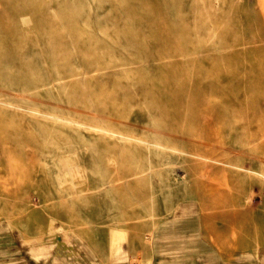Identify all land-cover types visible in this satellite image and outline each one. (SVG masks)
<instances>
[{
  "label": "rangeland",
  "instance_id": "obj_1",
  "mask_svg": "<svg viewBox=\"0 0 264 264\" xmlns=\"http://www.w3.org/2000/svg\"><path fill=\"white\" fill-rule=\"evenodd\" d=\"M180 215L194 264L264 257V0H0V264H138Z\"/></svg>",
  "mask_w": 264,
  "mask_h": 264
},
{
  "label": "crops",
  "instance_id": "obj_2",
  "mask_svg": "<svg viewBox=\"0 0 264 264\" xmlns=\"http://www.w3.org/2000/svg\"><path fill=\"white\" fill-rule=\"evenodd\" d=\"M191 222V219L188 218L187 215H180L172 218L170 222H167L166 224L162 225L158 231L157 234H155L152 244V254L148 258L151 257V264H194L193 258L196 255V258H198L201 253H192L191 244H195L199 241V234L196 225L194 222L190 224V226L187 225V223ZM188 226V227H187ZM186 229H189L190 232H186ZM170 232H173L174 239L172 238ZM173 239V240H172ZM196 239L198 241H196ZM62 242H50L48 247L50 249V252L53 253L56 257H59L60 255L65 253V257H69L71 254L78 256L79 252L77 251V247L81 246L80 241L78 242H69V241ZM70 244L72 247H69ZM189 246V247H188ZM203 245H201L200 249L201 251L207 250L205 249ZM126 250V248H125ZM110 251L112 249L110 248ZM113 252V251H112ZM111 252V256L113 259V253ZM128 254V253H127ZM147 258V259H148ZM208 259H211L208 257ZM143 261V260H142ZM212 262L213 260H209ZM91 262L90 257L86 258V263ZM131 262H137L136 259H131L129 261V264H132ZM263 263L264 264V257L260 259H257L256 256L252 257L250 254L241 256V263L242 264H257ZM85 263V264H86ZM41 264H45V262H42ZM51 264H57V263H51ZM104 264V263H102ZM106 264V263H105ZM200 264V263H195ZM203 264V263H202Z\"/></svg>",
  "mask_w": 264,
  "mask_h": 264
},
{
  "label": "bare ground",
  "instance_id": "obj_3",
  "mask_svg": "<svg viewBox=\"0 0 264 264\" xmlns=\"http://www.w3.org/2000/svg\"><path fill=\"white\" fill-rule=\"evenodd\" d=\"M203 101V99L201 100V98H199L198 97V99H196L195 100V102L194 103H196L197 105L199 104V103H201ZM145 142H147V143H150L151 144V142H149V141H145ZM155 234V232H152V233H150L148 236H149V238H150V240H151V242L153 241V239H154V235ZM66 237H67V239H66V241H69V242H75V241H78L75 237H73V235L71 234V233H67L66 234ZM113 260L114 259H119V258H121V257H125L126 255H127V251L125 250V247L123 246V244H117L116 246H115V248H113ZM140 258V262L138 263V264H151V257L150 258H148V259H145L144 261H141L142 259H141V256L139 257Z\"/></svg>",
  "mask_w": 264,
  "mask_h": 264
}]
</instances>
